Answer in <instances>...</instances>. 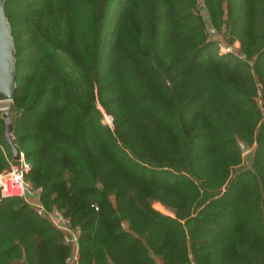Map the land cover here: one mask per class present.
Instances as JSON below:
<instances>
[{"label": "trees", "instance_id": "16d2710c", "mask_svg": "<svg viewBox=\"0 0 264 264\" xmlns=\"http://www.w3.org/2000/svg\"><path fill=\"white\" fill-rule=\"evenodd\" d=\"M5 13L14 140L43 203L81 230V264H264V0H5ZM5 130L0 115V171ZM70 251L0 190V264Z\"/></svg>", "mask_w": 264, "mask_h": 264}, {"label": "built area", "instance_id": "2783aa9c", "mask_svg": "<svg viewBox=\"0 0 264 264\" xmlns=\"http://www.w3.org/2000/svg\"><path fill=\"white\" fill-rule=\"evenodd\" d=\"M233 49V46H221V53L233 52ZM105 116L108 124L112 126L113 117ZM20 155L19 160H15L13 156L12 158L7 157L8 168L0 171L2 197L24 198L39 216L47 218L56 229L62 232L64 243L71 250L65 264H81V230L73 226L71 219L61 209L57 207L50 209L43 203V188L41 186H34L27 180V175L31 171L32 165L26 160L24 152L20 151Z\"/></svg>", "mask_w": 264, "mask_h": 264}, {"label": "water", "instance_id": "95a60500", "mask_svg": "<svg viewBox=\"0 0 264 264\" xmlns=\"http://www.w3.org/2000/svg\"><path fill=\"white\" fill-rule=\"evenodd\" d=\"M16 44L12 28L5 13V0H0V101H13L17 91ZM6 125L5 136L13 158L19 160L20 150L13 138L14 117L9 110L1 116ZM243 151L247 147L241 144Z\"/></svg>", "mask_w": 264, "mask_h": 264}, {"label": "rangeland", "instance_id": "374dc122", "mask_svg": "<svg viewBox=\"0 0 264 264\" xmlns=\"http://www.w3.org/2000/svg\"><path fill=\"white\" fill-rule=\"evenodd\" d=\"M199 1L202 2L203 0H199ZM212 37H213V39L219 41V43H220L221 46H225V45L233 46V48H234L233 49V52H237V53L240 54V51H239L240 50V43H237V42H234V43H231V44L230 43H227V41L225 40V36H223V34H218L215 31L213 32ZM11 106H12V101H0V115L2 116V112L5 111V110H9L11 112ZM100 108H102V107L100 106ZM104 114L107 115L108 117L111 116L105 110H104ZM103 121H104V123L108 124V121L106 120V116L104 117V120ZM112 124H114V118H113V123ZM13 138H14V135H13ZM252 154H253V147L247 148V150L244 152L245 160H244L243 166H249L251 164ZM6 168H8V166ZM154 207L156 209H158L159 211L165 213V214L174 215V213L171 210H169L168 208H166L165 206L164 207L167 210L166 209H163V210L159 209L156 206V202L154 203Z\"/></svg>", "mask_w": 264, "mask_h": 264}, {"label": "crops", "instance_id": "0c3cea01", "mask_svg": "<svg viewBox=\"0 0 264 264\" xmlns=\"http://www.w3.org/2000/svg\"><path fill=\"white\" fill-rule=\"evenodd\" d=\"M12 152V151H11ZM13 155V154H12Z\"/></svg>", "mask_w": 264, "mask_h": 264}]
</instances>
